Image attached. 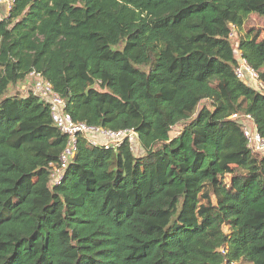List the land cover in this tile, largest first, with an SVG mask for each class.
Instances as JSON below:
<instances>
[{
  "label": "trees",
  "instance_id": "1",
  "mask_svg": "<svg viewBox=\"0 0 264 264\" xmlns=\"http://www.w3.org/2000/svg\"><path fill=\"white\" fill-rule=\"evenodd\" d=\"M264 0H15L0 22V264H264ZM238 44V49L235 45ZM35 71L75 122L133 129L142 148L67 137L46 103L9 91ZM197 109V105L201 104ZM178 132L173 135L174 128ZM228 179V180H227Z\"/></svg>",
  "mask_w": 264,
  "mask_h": 264
},
{
  "label": "built area",
  "instance_id": "2",
  "mask_svg": "<svg viewBox=\"0 0 264 264\" xmlns=\"http://www.w3.org/2000/svg\"><path fill=\"white\" fill-rule=\"evenodd\" d=\"M14 2L15 0H0V22L9 16ZM235 49H238V44L235 45ZM235 54L237 65L234 73L236 78L255 90L264 91V82L260 80L258 72L248 64L238 50H235ZM23 90L26 91V96L37 97L48 105L53 125L61 134L67 137L58 165L51 166L50 186L60 184L65 177L68 165L73 161L76 154L79 137L85 138L87 143L94 147L101 146L105 149H116L123 142H127L130 151L134 155L143 152L138 135L133 129L112 131L75 122L66 112V99L55 92L50 82L45 80L38 72L32 71L28 74ZM230 119L240 124L248 150L253 155L264 156V138L259 134L251 115L235 113Z\"/></svg>",
  "mask_w": 264,
  "mask_h": 264
},
{
  "label": "rangeland",
  "instance_id": "3",
  "mask_svg": "<svg viewBox=\"0 0 264 264\" xmlns=\"http://www.w3.org/2000/svg\"><path fill=\"white\" fill-rule=\"evenodd\" d=\"M248 29H253V30H260L261 32L264 30V24L261 18L252 15L248 21L244 24L243 28L239 31H237V37L243 36L246 30ZM261 38L264 39V34L262 32ZM23 85L24 84H18L14 89L9 91L11 96H14L15 94H18L21 97H26L27 93L25 90H23ZM201 104L197 105V109L201 107ZM178 132V127L174 128L173 135H176ZM142 152L138 153L136 156H140ZM228 180V179H227Z\"/></svg>",
  "mask_w": 264,
  "mask_h": 264
}]
</instances>
